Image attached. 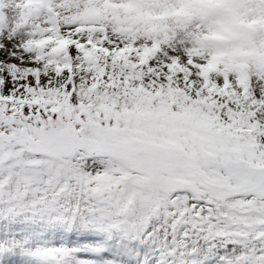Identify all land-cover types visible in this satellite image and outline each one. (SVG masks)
<instances>
[{
	"label": "snow or ice",
	"instance_id": "1",
	"mask_svg": "<svg viewBox=\"0 0 264 264\" xmlns=\"http://www.w3.org/2000/svg\"><path fill=\"white\" fill-rule=\"evenodd\" d=\"M15 4L0 15V264H264V46L209 42L237 38L236 13L202 7L223 22L180 49L101 27L92 0Z\"/></svg>",
	"mask_w": 264,
	"mask_h": 264
},
{
	"label": "rangeland",
	"instance_id": "2",
	"mask_svg": "<svg viewBox=\"0 0 264 264\" xmlns=\"http://www.w3.org/2000/svg\"><path fill=\"white\" fill-rule=\"evenodd\" d=\"M91 6L107 9L104 18L99 21L101 27L111 29V13L114 14L112 17L119 16L120 21L141 22L142 25L146 21L147 25L143 26L145 33L151 32L154 37L159 36L161 41L165 37H175L176 46L180 49H194L198 38L223 22V16L205 15L201 11L202 7L231 9L242 25L235 29L237 38L233 40L228 31H219L214 35L209 32V42L213 46L225 48L234 47V43L236 47L249 43L253 47L248 51L264 46V11L260 10L256 0H92ZM81 10L73 4L68 16H74ZM4 13L9 18L17 14L15 0H0V15ZM89 23L94 24L96 21ZM109 35H112L111 32ZM155 44L154 39L153 47Z\"/></svg>",
	"mask_w": 264,
	"mask_h": 264
},
{
	"label": "trees",
	"instance_id": "3",
	"mask_svg": "<svg viewBox=\"0 0 264 264\" xmlns=\"http://www.w3.org/2000/svg\"><path fill=\"white\" fill-rule=\"evenodd\" d=\"M112 14V16H114V14L113 13H111ZM110 16V21H109V23H110V25H111V27L110 28H113V26L115 25L116 27H120L121 25H119V24H117L116 23V18L115 17H117V18H119L120 19V17L119 16H115V17H112L111 15H109ZM149 22V21H148ZM128 25H134L135 26V31H138V32H140L141 34H145V32L143 31V26L144 25H147V22L145 21L144 22V24L142 25L141 24V22L139 23V22H137V23H129L128 22ZM86 34V33H85ZM91 33H88V34H86V35H90ZM111 34H113V33H111ZM126 38V37H125ZM131 42H129V44H130ZM234 47H236V43H234Z\"/></svg>",
	"mask_w": 264,
	"mask_h": 264
}]
</instances>
